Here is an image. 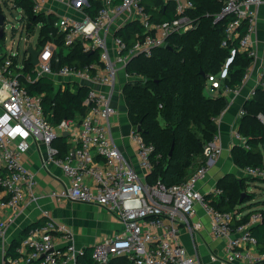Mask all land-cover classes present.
Returning a JSON list of instances; mask_svg holds the SVG:
<instances>
[{
    "label": "built area",
    "instance_id": "obj_1",
    "mask_svg": "<svg viewBox=\"0 0 264 264\" xmlns=\"http://www.w3.org/2000/svg\"><path fill=\"white\" fill-rule=\"evenodd\" d=\"M94 1L99 7L92 17L84 12L88 0H33L34 14H50L47 4L62 5L79 14L56 15L55 27L64 34V52L77 46L82 53L96 55L92 62L81 68L65 65L53 71L56 46L52 43H47L41 50L33 47L38 51V57L37 64L31 65L30 70L23 63V56L30 62V56L25 52L21 59L18 54L6 53V59L0 62V212L17 211L25 199L36 201L35 175L23 162L33 143L36 147H45L42 167L57 166L68 180L67 187L51 193L52 198L104 208L121 224L118 233L91 247L92 264H110L122 258L128 264H201L198 256L186 253L179 240L181 230H185L195 244L202 232L203 224L192 221L197 205L209 218L212 238L222 242L221 254H210L212 262L264 264V250H260L251 232L252 227L263 219L262 215L255 213L245 223L238 224L235 220H239L240 215L214 209L205 200L206 195L197 189L209 164L221 155L218 134L204 145L201 159L204 162H199L186 181L169 187L143 181V177L152 171L153 146L146 145L139 134L132 132L140 175L113 137L110 121L115 113L113 99L117 94L121 95L123 89L119 80L123 76L127 83L139 78L128 74V63L135 56L151 57L155 50L168 46L169 38L193 29L196 19L189 15L194 8L193 1L164 0L175 6V17L164 22L152 20L142 5L143 0ZM261 7H264V0H224L223 8L213 22L227 19L220 46L233 47L219 73L206 76V95H237L249 77L250 68L258 61L261 72L257 89L264 88V50L260 54L255 38ZM131 24L138 25L141 32H136L127 44L119 32ZM18 30L22 31L20 23ZM243 53L253 60L240 86L230 89L224 83L227 66L235 54ZM13 58L17 63H13ZM41 77L51 78L62 90L88 89L82 103L87 112L79 123L74 120H62L54 126L47 123L42 96L31 95L26 88V84H33ZM255 91L252 89L247 99H251ZM244 114L245 110L241 108L240 117ZM220 117L216 119L217 123ZM63 133L67 134L68 151L61 155L55 143ZM244 172L250 177L263 178L259 168L245 167ZM220 193L221 190L215 188L210 194ZM7 226L8 221L0 220L1 238ZM2 251L5 257V246ZM15 253L16 256L7 258L9 264H86L83 262L86 250L76 247L73 233L52 220L30 228Z\"/></svg>",
    "mask_w": 264,
    "mask_h": 264
},
{
    "label": "trees",
    "instance_id": "obj_2",
    "mask_svg": "<svg viewBox=\"0 0 264 264\" xmlns=\"http://www.w3.org/2000/svg\"><path fill=\"white\" fill-rule=\"evenodd\" d=\"M192 1L194 8L189 15L196 19L193 29L185 34L172 36L168 40V46L155 50L151 57L135 56L127 65L128 74L139 76L138 79L127 82L122 91L127 116L133 133L139 134L146 145L154 148L151 157L152 171L147 176L148 184L159 182L169 187L186 181L201 161L204 145L218 134L216 119L229 105L225 95L208 96L204 87L206 76L219 73L233 47L220 46L227 19L213 22L222 10L224 0ZM33 4V0H6L3 3L4 7L11 6L10 11L22 10L19 23L28 37L39 26L37 50H41L47 43L56 46L53 52V71L65 65L81 68L96 58V55L82 53L77 46L64 52V34L55 27L56 14H34ZM88 4L84 11L94 17L99 3L88 0ZM142 5L153 21H170L175 17V6L171 2L143 0ZM3 14V7L0 6V16ZM14 31L16 30L13 29ZM136 32H141L138 25H126L119 36L130 44ZM4 39L2 37L0 40V62L7 57L1 50ZM22 59L26 69L30 70L32 66L29 59L25 56ZM252 60L246 53L235 54L227 66V79L224 82L230 89L240 86ZM12 61L17 63L16 58ZM26 88L31 95L42 96L43 114L50 125H57L62 120L79 123L87 112V107L82 105L88 92L86 87H76L74 92H70L55 87L50 78L41 77L33 84H26ZM242 108L245 114L238 120L237 131L244 138V145L234 146L231 158L238 168L254 167L263 171L261 158L264 125L258 115L264 116V88L256 89L255 95L247 99ZM138 127L139 132L136 131ZM65 140L63 137L59 138L61 155L68 151ZM171 149L172 153L169 155ZM244 177L246 178L237 179L233 174H226L217 186L221 190L220 195L205 196L208 205L216 210L238 215L247 211L239 220H235L238 224L245 223L255 213H260L264 218V202L254 201L253 194L245 195L250 183L260 178ZM47 221L49 219L43 217L41 221L26 227L19 238L6 248L3 264H9L8 257L16 256L15 248L30 228ZM251 232L257 239L260 250H264V225L256 224ZM89 251L91 250H86L83 259L86 264H92ZM110 264L128 263L122 258L113 260Z\"/></svg>",
    "mask_w": 264,
    "mask_h": 264
},
{
    "label": "crops",
    "instance_id": "obj_3",
    "mask_svg": "<svg viewBox=\"0 0 264 264\" xmlns=\"http://www.w3.org/2000/svg\"><path fill=\"white\" fill-rule=\"evenodd\" d=\"M3 3H6V0ZM54 5L55 4H47L46 8L48 11H50V13L61 15L59 13L64 12V14L72 13L74 15H79L73 13L71 9L69 10L65 6ZM0 6L2 5L0 4ZM2 7L8 8L11 6L4 7L3 5ZM57 7L61 9L59 13L56 12L58 11ZM84 12L87 14L86 11ZM261 15H264V11L261 12ZM255 38L256 48L261 54L264 50L263 18H261L258 23ZM250 69L251 70L249 73V77L240 88L238 94L235 96L230 95L227 97L229 100V105L221 114L219 122L217 123L219 142L222 148V152L215 161L209 164L205 177L197 185V189L206 196L209 195L213 189L217 188L219 181L226 174H233L237 179L246 178L244 176H247L244 172V169L238 168L233 163L231 158V150L236 145H244V138L242 136H240V138L237 137V126L238 120L240 118L239 111L247 100L250 91L252 89L258 88L259 75L261 72V62L258 61L256 65ZM121 78L122 79L119 80V86L122 89L124 88L126 83H124L123 76ZM55 80L58 81L57 79ZM122 91L121 95L117 94V96L113 99L115 113L110 119L112 133L114 140L121 150L122 154L134 166L136 172L141 175V170L138 168L136 163L135 145L131 140L133 128L127 116V108ZM1 99L2 90L0 85V100ZM122 107L123 111H119ZM64 143L67 145L66 140ZM55 145L61 148L59 141L55 143ZM44 153V146L36 147L32 143L30 149L23 157L24 165L35 175L36 186L34 189V194L36 196V201L25 199V201L21 204L17 211L0 212V220L8 221V226L5 230V234L3 238L0 237V264H3L4 262L2 251L3 247L5 246L7 248L15 239L19 238V235L26 227L41 221L43 217L52 220L57 225L65 226L73 233L74 244L76 245V247L84 248L87 251L90 250L91 247L95 244L101 242L103 239L111 238L121 229L120 222L116 220L110 213H106V210L104 208H102L103 210H105L104 213L100 214L95 211L94 215H92V213H87V211H84L85 207L83 206L86 205L93 209H98L101 207L78 203L68 199L52 198L51 193L53 191H59L64 187H67L68 180L57 166L49 165L45 169L42 167V159H44ZM143 181L147 183V177H143ZM195 208L196 212L192 221H200L203 224V230L199 234V237L195 240V244H192V239L188 234L182 235V232L186 231L181 230L179 236L180 243H182L183 245L184 242H182V240L186 241L187 239L188 241L189 238L190 242L188 241L189 243L188 245H186V247L189 248V244H192L194 252H196L197 255H199V253H204L207 259L209 257V254L211 253L217 255L221 254L222 242L219 240H214L210 235L209 218L205 215L201 207L197 205L195 206ZM246 212H243L242 214H240V216H243ZM88 216H95L94 218H96V220H98L99 222H102V224L99 225L96 232L92 231L88 235H81L80 229L75 225H72L73 217L74 219H77V217L85 218ZM60 219H62L63 222H61ZM199 261L201 264H211L208 262V260L206 261V263H203L201 260Z\"/></svg>",
    "mask_w": 264,
    "mask_h": 264
},
{
    "label": "rangeland",
    "instance_id": "obj_4",
    "mask_svg": "<svg viewBox=\"0 0 264 264\" xmlns=\"http://www.w3.org/2000/svg\"><path fill=\"white\" fill-rule=\"evenodd\" d=\"M3 2H5V0H0V4L3 6ZM57 6V5H54ZM56 12L59 13V11H61V9H59V7H57ZM64 11V10H63ZM264 11V7L260 8V16L261 18L264 19V15H261V12ZM59 14H64V12L59 13ZM4 15L6 20L5 22V35L3 37H5L4 40V44H1V50L3 53H7L10 55H16L18 54V58L21 59L25 49L28 46H32L35 47L36 43H37V35H38V31H39V27L35 29L34 34L30 35L29 37L26 35L25 31H20L18 30L19 28V19L21 17V12L19 10L16 9H12L11 12L8 9L4 8ZM13 29L16 30L13 32ZM2 39V38H1ZM119 111H123V107L119 110ZM260 122L264 125V116L262 117L261 115H258ZM261 161L264 165V149H262V158ZM263 178L260 179H255L256 182H254V184L250 183V185L248 186V188L245 190V195L248 194H253L254 196V201H263L264 202V170H263V174H262ZM256 178V177H255ZM85 207L84 211H87V213H92V215H94L95 211H97V213H104L105 210H103L102 208H98V209H93L89 206H83ZM106 213H108L107 211H105ZM95 216H88V217H77V219H74L73 217V224L75 225L77 228L80 229V234L81 235H88L90 234L92 231L96 232L97 228L99 227V225L102 224V222H99L98 220H96V218H94ZM61 222L62 219H60ZM184 234H188V232H182V235ZM189 235V234H188ZM187 237V236H186ZM190 237V236H189ZM188 241L190 242V239L188 238ZM187 239L186 241L182 240V243H180L182 245V247L185 249L186 253L190 256H195L197 255L196 252H194V248H193V243L189 244V248L186 247V245H188ZM192 242V240H191ZM217 255V254H214ZM220 255V254H219ZM217 255V256H219ZM198 258L200 256V259L203 263H206V261L208 260L209 263L211 264H217V262H212L210 260V254L209 257L207 259L206 255L204 253H199V255H197Z\"/></svg>",
    "mask_w": 264,
    "mask_h": 264
},
{
    "label": "water",
    "instance_id": "obj_5",
    "mask_svg": "<svg viewBox=\"0 0 264 264\" xmlns=\"http://www.w3.org/2000/svg\"><path fill=\"white\" fill-rule=\"evenodd\" d=\"M4 19H5L4 16L1 15V16H0V40H1V38L3 37L4 33H5V31H4V29H5V22H4ZM24 52L27 53V54L30 56V64H31L32 66L36 65V64H37L38 51H37L36 49H34V48L30 45V46H28V47L25 49ZM201 74L204 75V73H202V72H201ZM136 131H137V132L140 131L139 127L136 129ZM63 137H67V134H66V133H63ZM171 153H172V149L170 150L169 155H171ZM258 224H263V225H264V218H263V219L261 220V222L258 223Z\"/></svg>",
    "mask_w": 264,
    "mask_h": 264
}]
</instances>
